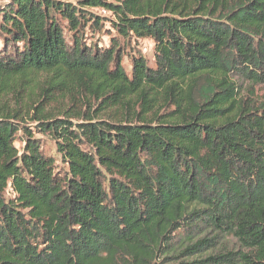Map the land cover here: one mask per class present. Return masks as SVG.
<instances>
[{"label": "trees", "instance_id": "16d2710c", "mask_svg": "<svg viewBox=\"0 0 264 264\" xmlns=\"http://www.w3.org/2000/svg\"><path fill=\"white\" fill-rule=\"evenodd\" d=\"M256 84L264 0L0 2V264H264Z\"/></svg>", "mask_w": 264, "mask_h": 264}, {"label": "rangeland", "instance_id": "374dc122", "mask_svg": "<svg viewBox=\"0 0 264 264\" xmlns=\"http://www.w3.org/2000/svg\"><path fill=\"white\" fill-rule=\"evenodd\" d=\"M2 1H4V0H0V2H2ZM95 11L99 15H101L102 17L112 18L111 13L104 10V9H95ZM103 26H105L106 29H108V32H110L112 34V36L115 37V33L111 30L108 22H104ZM99 37L102 39V42L104 44L105 43L108 44L110 42V35L107 33V31H105L104 34H102V32H100ZM152 46H153L152 40L149 38L141 39L138 42H137V40H134V39L130 42H127V44L124 46L126 48L125 49L126 50V53H125L126 56H124L123 60H122V64H123L124 68L127 71L130 70V61H129L130 54L136 53L137 51H141L145 55L148 63H150L152 60V57H151ZM240 83L242 86L241 90L243 93L247 90V87H250V85H251V82L248 80H245V81L243 80ZM253 86H254L255 93L258 96L264 95V86L263 85L256 84ZM35 137L40 140V145L42 147L43 152L45 154L53 157L55 159V163L57 164V166H59V168L62 167V164L60 161V156L56 151L55 143L52 140V138H50L47 135H42V134H36ZM15 144L18 148H20L22 146V141L20 139H17L15 141ZM227 241H228L227 245L229 248H235V249L238 248V244H237L235 239L230 237Z\"/></svg>", "mask_w": 264, "mask_h": 264}]
</instances>
